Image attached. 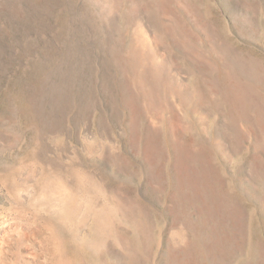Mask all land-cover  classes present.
I'll return each mask as SVG.
<instances>
[{
	"label": "rangeland",
	"instance_id": "obj_1",
	"mask_svg": "<svg viewBox=\"0 0 264 264\" xmlns=\"http://www.w3.org/2000/svg\"><path fill=\"white\" fill-rule=\"evenodd\" d=\"M0 264H264V0H0Z\"/></svg>",
	"mask_w": 264,
	"mask_h": 264
}]
</instances>
